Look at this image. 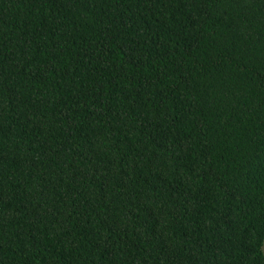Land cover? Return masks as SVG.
Here are the masks:
<instances>
[{
  "label": "trees",
  "instance_id": "trees-1",
  "mask_svg": "<svg viewBox=\"0 0 264 264\" xmlns=\"http://www.w3.org/2000/svg\"><path fill=\"white\" fill-rule=\"evenodd\" d=\"M264 0H0V264H264Z\"/></svg>",
  "mask_w": 264,
  "mask_h": 264
},
{
  "label": "water",
  "instance_id": "water-1",
  "mask_svg": "<svg viewBox=\"0 0 264 264\" xmlns=\"http://www.w3.org/2000/svg\"><path fill=\"white\" fill-rule=\"evenodd\" d=\"M262 251H263V254H264V240H263V245H262Z\"/></svg>",
  "mask_w": 264,
  "mask_h": 264
}]
</instances>
